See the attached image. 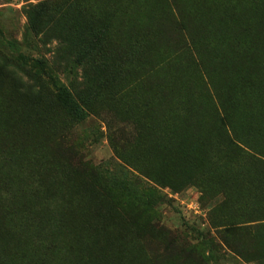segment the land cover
I'll use <instances>...</instances> for the list:
<instances>
[{"label":"rangeland","instance_id":"obj_1","mask_svg":"<svg viewBox=\"0 0 264 264\" xmlns=\"http://www.w3.org/2000/svg\"><path fill=\"white\" fill-rule=\"evenodd\" d=\"M0 135V264H264V0H0Z\"/></svg>","mask_w":264,"mask_h":264},{"label":"trees","instance_id":"obj_2","mask_svg":"<svg viewBox=\"0 0 264 264\" xmlns=\"http://www.w3.org/2000/svg\"><path fill=\"white\" fill-rule=\"evenodd\" d=\"M219 64L221 65V67H223L224 65L226 67H229V64H227L226 61L224 64L221 62ZM4 142L5 141L3 136L0 135V144ZM21 156L22 155H18L17 158L13 161L14 170H17L18 166H20L22 162L27 161L30 163L25 168L28 171L35 172L38 167L37 163L31 160L20 159ZM41 178L42 176L40 174L39 179L41 180ZM17 193L19 194V198L13 204L19 207L25 206V211H22L24 212L22 214L24 220L33 221L37 224V228L45 226L51 216V211L49 210L48 206L46 205V203L44 205L46 195L40 193V195L38 196L33 192H29L26 187H20L17 190ZM74 209L76 208L67 206L64 209L59 210L56 216V219H58V225L56 229H58L61 233L64 232L72 234L77 239L73 240L74 244L79 245L78 242L82 243L83 247L86 248L90 254V256L87 254L88 264H105L102 262L101 250L99 247V242L96 238L90 236L87 239V244L81 241L87 233L84 230L83 226L78 227L72 220ZM21 233H26V231L19 232L17 230H11L8 228L5 229V226L0 220V254L4 256L12 255L14 252L13 250L17 246V241H19L21 237L23 238ZM30 258L34 259V257ZM26 261L27 264H43L42 261H31L29 260V258H27Z\"/></svg>","mask_w":264,"mask_h":264}]
</instances>
